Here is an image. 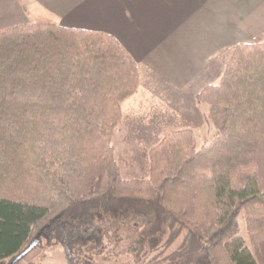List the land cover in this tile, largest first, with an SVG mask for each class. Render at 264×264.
Listing matches in <instances>:
<instances>
[{
    "label": "trees",
    "instance_id": "trees-1",
    "mask_svg": "<svg viewBox=\"0 0 264 264\" xmlns=\"http://www.w3.org/2000/svg\"><path fill=\"white\" fill-rule=\"evenodd\" d=\"M141 77L108 32L47 13L0 28V262L61 245L70 264H102L132 237L138 264H258L240 219L264 231V37L233 46L196 95L213 137L167 128L149 177L125 178L113 139Z\"/></svg>",
    "mask_w": 264,
    "mask_h": 264
},
{
    "label": "crops",
    "instance_id": "crops-1",
    "mask_svg": "<svg viewBox=\"0 0 264 264\" xmlns=\"http://www.w3.org/2000/svg\"><path fill=\"white\" fill-rule=\"evenodd\" d=\"M39 13L113 34L142 72L176 89L191 85L223 49L264 37V0H0V28Z\"/></svg>",
    "mask_w": 264,
    "mask_h": 264
},
{
    "label": "rangeland",
    "instance_id": "rangeland-1",
    "mask_svg": "<svg viewBox=\"0 0 264 264\" xmlns=\"http://www.w3.org/2000/svg\"><path fill=\"white\" fill-rule=\"evenodd\" d=\"M233 46L223 49L205 72L198 75L191 85L183 88L172 87L167 80L149 70L145 69L142 72L137 93L122 103L123 120L114 133L113 145L123 177L138 179L149 177L148 151L158 143L162 132L167 128L187 127L193 129L198 147L213 137L215 128L213 123L206 118L207 106L200 103L196 99V95L207 85L220 82L224 70L225 55ZM240 223L241 233L247 246L254 254L258 264H264V231L248 230L242 218ZM132 240V237L124 239L118 247H115L114 242H108L106 253L99 256L98 260L102 264H138L131 254L124 251ZM156 256L157 253H153L143 264H157L156 261L159 258ZM11 263L8 259L0 262V264ZM16 264L70 263L64 247L56 245L46 246L43 254L30 263L22 261Z\"/></svg>",
    "mask_w": 264,
    "mask_h": 264
}]
</instances>
